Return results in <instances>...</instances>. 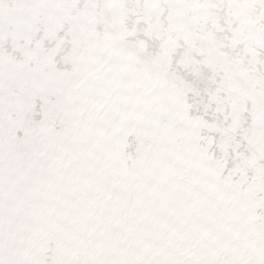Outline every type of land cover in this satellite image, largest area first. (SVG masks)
<instances>
[{"label":"bare ground","instance_id":"1","mask_svg":"<svg viewBox=\"0 0 264 264\" xmlns=\"http://www.w3.org/2000/svg\"><path fill=\"white\" fill-rule=\"evenodd\" d=\"M21 3L0 262L264 264V0Z\"/></svg>","mask_w":264,"mask_h":264},{"label":"snow or ice","instance_id":"2","mask_svg":"<svg viewBox=\"0 0 264 264\" xmlns=\"http://www.w3.org/2000/svg\"><path fill=\"white\" fill-rule=\"evenodd\" d=\"M23 8L24 5L21 3L18 4L17 7L11 12L0 14V30H2L4 27L17 23L20 19ZM0 264H2V262H0Z\"/></svg>","mask_w":264,"mask_h":264},{"label":"rangeland","instance_id":"3","mask_svg":"<svg viewBox=\"0 0 264 264\" xmlns=\"http://www.w3.org/2000/svg\"><path fill=\"white\" fill-rule=\"evenodd\" d=\"M196 116H199V117H202L203 116V114L201 113V112H197L196 113ZM209 153H210V155H212L213 153H214V147H210V149H209ZM226 168H228V167H226ZM230 172H228L227 170L224 172V176H227L228 177V174H229ZM232 175V176H231ZM235 175V174H234ZM229 176H231L232 177V179H234V180H238V178H240L239 177V175H237L236 174V176H234L235 178H233V174H230Z\"/></svg>","mask_w":264,"mask_h":264}]
</instances>
